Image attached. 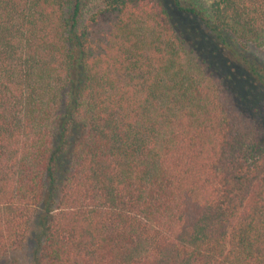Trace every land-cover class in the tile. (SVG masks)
Listing matches in <instances>:
<instances>
[{
    "label": "trees",
    "instance_id": "obj_1",
    "mask_svg": "<svg viewBox=\"0 0 264 264\" xmlns=\"http://www.w3.org/2000/svg\"><path fill=\"white\" fill-rule=\"evenodd\" d=\"M258 50L264 0H0V264H264Z\"/></svg>",
    "mask_w": 264,
    "mask_h": 264
},
{
    "label": "rangeland",
    "instance_id": "obj_2",
    "mask_svg": "<svg viewBox=\"0 0 264 264\" xmlns=\"http://www.w3.org/2000/svg\"><path fill=\"white\" fill-rule=\"evenodd\" d=\"M194 2L203 11H208L214 0H188ZM174 21L179 24L185 36L187 38V47L189 50H201L203 51L211 61L222 64L221 55L218 57L214 53L212 56L210 50L213 49V45L208 36H206L201 26L194 20L187 17H183L179 14L173 13ZM197 48V49H196ZM255 55L259 60L264 61V50L255 51ZM258 105H250L244 103L241 105L244 111V116L248 118L249 123H252L258 130H264V103L263 100H258ZM31 246L28 242H25L21 247L17 248L13 253V257L20 264H27Z\"/></svg>",
    "mask_w": 264,
    "mask_h": 264
}]
</instances>
